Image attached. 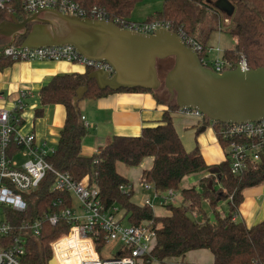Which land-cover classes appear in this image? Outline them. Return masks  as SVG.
Returning a JSON list of instances; mask_svg holds the SVG:
<instances>
[{
	"label": "trees",
	"instance_id": "obj_1",
	"mask_svg": "<svg viewBox=\"0 0 264 264\" xmlns=\"http://www.w3.org/2000/svg\"><path fill=\"white\" fill-rule=\"evenodd\" d=\"M79 1L85 9L96 7L111 18L128 20L134 5L140 0ZM214 1L163 0L161 9L149 15L145 21L166 20L173 32L182 30L205 46L210 32L217 30L224 18H228L229 23L224 30L235 39V46L234 49L224 50L223 58L235 64L239 59L237 53H241L248 68L264 66V0H228L234 7L230 16L215 8ZM21 3L22 0H11L7 3L0 11V22L10 15L19 18L26 16L22 12ZM24 38L25 34L9 38L0 36V41L4 44L0 46V72L14 62L3 54V48L9 44L21 45ZM165 64V72L160 75L158 73L161 79L172 67L173 58L159 60L157 70L160 65ZM93 70L86 67L83 73L56 74L38 91L40 107L35 112L36 116L41 115L42 108L48 104H61L65 109L64 123L58 141L54 151L48 156L52 166L58 171L67 172L74 179L88 174L90 184L98 189L105 206L118 205L130 224H138L143 220L151 221L155 229V243L150 255L147 256V262L150 260L161 262L171 258L183 259L189 251L204 249L212 255V264H263L264 219L247 227L233 217L242 201L243 190L264 182V150L256 167L248 169L239 176L230 174L227 160L215 166L208 165L198 147L190 151L184 149L171 117L172 112L180 109L174 101H166L161 91L139 87L100 89L94 79L88 78ZM82 86H86V90L81 99L89 100L121 90L152 92L156 102L166 106L161 123L142 128L138 136L113 135L99 152L84 156L80 150L86 128L74 103L76 92ZM162 91L167 94L164 89ZM18 115L19 110L14 111V116ZM220 126L221 123L212 122L217 137ZM218 140L221 141L219 137ZM145 157H152L153 161L150 168L142 170L140 182L151 183L161 192L173 189L179 193L184 203H189L188 206L166 204L162 207L168 213L158 216L151 207L131 201L133 194L131 184L126 177L116 171L115 163L121 162L133 167L138 166ZM209 170L215 172L200 178L197 186H179L183 178L203 174ZM51 181L52 176L47 174L28 196V210L21 214V217H31L48 211L53 200L63 197V193L50 189ZM128 185L130 186L128 190L120 188ZM229 196L231 200H228ZM205 199L209 201L208 206L214 219L194 220L190 216V211ZM225 200L228 201V211L225 215H221L217 206L219 202ZM65 231L66 226L62 222L56 225L44 222L40 236L37 240H32L28 246L26 262L47 264L52 256L49 243ZM180 264L195 263L182 261Z\"/></svg>",
	"mask_w": 264,
	"mask_h": 264
},
{
	"label": "built area",
	"instance_id": "obj_2",
	"mask_svg": "<svg viewBox=\"0 0 264 264\" xmlns=\"http://www.w3.org/2000/svg\"><path fill=\"white\" fill-rule=\"evenodd\" d=\"M10 1L0 0V11ZM21 8L26 15L55 10L80 18L112 21L122 29L141 33L149 34L158 29L172 31L166 20L135 22L111 18L99 8H83L79 0H22ZM223 22L228 24V18H224ZM175 33L186 46L198 54L202 65L215 72L232 69L236 65L242 70L248 69L241 53H237L239 59L235 64L223 56L211 59L209 49L205 46L182 30ZM215 50L219 52L218 48ZM3 54L13 61L76 62L94 70L112 72L107 63L87 60L70 45L23 47L9 44L3 48ZM24 97L25 93H21L12 111L0 107V264H28L25 256L28 246L40 236L44 222L50 225L62 222L66 226V231L49 243L51 259L55 260L56 264H137L138 259L149 256L155 243V229L151 221L143 220L138 224H130L127 221V225H123L121 221L126 218L125 213H120L121 209L116 204L105 206L98 189L90 184L88 174L74 179L67 172L56 170L48 161L54 147L48 146L46 141L37 138L33 132L20 131L21 118L20 115L14 116V111L19 110L20 113ZM180 110L194 115L201 121H207L196 109ZM80 119L87 128L88 124L83 116ZM218 137L226 152L225 160L229 162L230 174L239 176L256 167L260 161L264 150V118L258 121L221 123ZM18 158L22 161L19 162ZM47 174L52 176L50 189L63 193V197L53 200L48 211L31 217H21V214L28 210V196ZM120 188L128 190L130 186ZM142 190L150 191V196L141 197L138 205L152 207V200L159 198L162 206H186L179 193L173 189L161 192L151 183L143 182ZM228 200H231V196ZM203 201L209 204L208 200ZM190 216L194 220L201 217L198 206L190 211ZM203 219L202 216L201 220H198ZM111 242L120 244L116 255L103 257L102 249Z\"/></svg>",
	"mask_w": 264,
	"mask_h": 264
},
{
	"label": "water",
	"instance_id": "obj_3",
	"mask_svg": "<svg viewBox=\"0 0 264 264\" xmlns=\"http://www.w3.org/2000/svg\"><path fill=\"white\" fill-rule=\"evenodd\" d=\"M213 5L227 16L234 10L228 0H215ZM21 34H26L23 47L70 45L87 60L107 63L111 73L97 69L88 75L100 89L162 88L180 109H196L211 122L222 124L264 118V66L242 70L236 65L215 72L202 65L198 54L173 31L141 33L122 29L112 21L55 10L34 12L20 19L10 15V20L0 22V36ZM166 58H173V64L161 80L157 62ZM85 90L86 86L77 90L76 105Z\"/></svg>",
	"mask_w": 264,
	"mask_h": 264
},
{
	"label": "crops",
	"instance_id": "obj_4",
	"mask_svg": "<svg viewBox=\"0 0 264 264\" xmlns=\"http://www.w3.org/2000/svg\"><path fill=\"white\" fill-rule=\"evenodd\" d=\"M154 13L148 12L144 17H139L141 20H135V22L145 21L149 15ZM222 56L223 53L220 57ZM85 69V65L76 62L53 60L14 61L9 67L0 72V107L12 111L15 101L20 98L21 93H25V97L22 99L23 108L19 113L21 118L20 131L24 133L33 132L37 138L46 141L50 147L56 145L60 129L64 123L65 109L61 104H48L42 108L41 115L36 116L35 112L40 107L38 91L56 74L83 73ZM77 108L80 116H83L84 121L88 124L85 135L81 140L80 151L82 155L90 156L99 152L111 140L113 135L138 136L142 128L160 124L166 106L158 104L152 92L121 90L108 93L94 100L80 99L77 102ZM171 117L174 128L186 151L198 147L205 162L211 166L225 160V149L220 144L214 129L212 128L215 136L211 132L201 134L206 128V121H201L194 115L185 113L180 109L172 112ZM195 127L198 128L197 132H194ZM152 161V157H145L138 166L128 169V171L137 169V172L132 175L128 173V176H126L132 190L134 182H140L142 170L150 168ZM117 163H115L116 171ZM213 171L215 170L185 177L181 180L179 186L190 187L192 184L197 186L200 178L209 175ZM118 172L121 175L124 173L120 170ZM192 176H195L196 179L192 180ZM158 207L163 208L161 204ZM228 207V201L225 200L220 203L217 210L221 215H225ZM167 213L168 211H158L154 214L163 216ZM203 214L206 216L205 212ZM201 218L202 216L200 220ZM233 218L243 222L247 227L264 219V182L243 190L242 201L238 205ZM197 221L199 220L197 219ZM211 260L213 262L212 255Z\"/></svg>",
	"mask_w": 264,
	"mask_h": 264
},
{
	"label": "rangeland",
	"instance_id": "obj_5",
	"mask_svg": "<svg viewBox=\"0 0 264 264\" xmlns=\"http://www.w3.org/2000/svg\"><path fill=\"white\" fill-rule=\"evenodd\" d=\"M162 2H163V0H140V1H138L137 4L135 5V7L133 8V11L130 13L128 20H131V21L141 20L140 18L144 17V15L146 13H148V12L153 13V12L160 10L162 7ZM226 25H228V24H226L222 21L220 26H218L217 30H213L210 32V34H209V36L205 42V47H206V49H209V57L211 59H215L216 57H220L221 54L223 53V51L226 49H234L235 41H234V38L224 30ZM3 45L4 44L2 43V41H0V46H3ZM215 48H218L219 52H216ZM167 65H169V63H167ZM164 68H166V64L160 65V68L158 70L159 75L163 74L165 72ZM157 91H161L163 93V97H165L166 101L169 100L168 95L165 94V92L162 91L161 88L158 89ZM206 120H207L205 123V124H207L206 128L201 134L211 132L215 136L214 131L212 129L213 127H212L211 121L208 119H206ZM197 130H198V128L195 127L194 132H197ZM51 147H55V145H51ZM18 161L21 162L22 160L20 158H18ZM117 164H118L117 165V172L119 170L124 172V173H122V176H124V177L128 176V173H129V175H132L134 172H137V169H132L131 171L130 170L128 171V169L135 168V167L127 166L121 162H118ZM213 172H215V171H213ZM213 172H211L210 174H212ZM194 178L196 179L195 176L191 177L192 180ZM142 187H143L142 182H139V181L134 182L133 194L131 196V201L135 204L140 203V197H141L140 195L150 196V191L145 192L142 190ZM176 195H177V193H176ZM220 203L221 202L218 203L217 208L220 206ZM159 204H160L159 198L152 200L151 209L155 214L158 211L159 212L166 211L164 208L160 209L158 207ZM185 204H186V206L189 205L188 202H185ZM198 208L200 210L201 216L204 215L202 213V209L206 213V216L204 215L203 218L208 217V219L210 221H212L214 219V215L211 212V209L209 208V206L206 202L200 201ZM120 213H123L122 209H121ZM198 219L200 220V217ZM121 223L123 225H127L128 222H127L126 218H123ZM119 246H120V244L118 242H111V243L107 244L106 247L104 249H102V251H101L102 256L103 257H109L110 255L111 256L116 255ZM182 261L185 263L212 264L211 254L207 250H193V251L188 252L184 256L183 259L182 258H171V259H165L161 262L156 261V260H150L149 262H147V257H143V258H140L137 260V264H180Z\"/></svg>",
	"mask_w": 264,
	"mask_h": 264
},
{
	"label": "flooded vegetation",
	"instance_id": "obj_6",
	"mask_svg": "<svg viewBox=\"0 0 264 264\" xmlns=\"http://www.w3.org/2000/svg\"><path fill=\"white\" fill-rule=\"evenodd\" d=\"M16 18L20 19L19 17H16ZM4 20H10V16H8V18H6V19H4ZM4 20H2V21H4ZM30 27H31V25H28L27 30H29ZM25 35H26V34H25Z\"/></svg>",
	"mask_w": 264,
	"mask_h": 264
},
{
	"label": "bare ground",
	"instance_id": "obj_7",
	"mask_svg": "<svg viewBox=\"0 0 264 264\" xmlns=\"http://www.w3.org/2000/svg\"><path fill=\"white\" fill-rule=\"evenodd\" d=\"M53 264H56L55 260L52 262Z\"/></svg>",
	"mask_w": 264,
	"mask_h": 264
}]
</instances>
